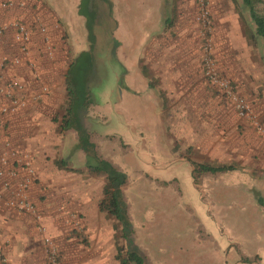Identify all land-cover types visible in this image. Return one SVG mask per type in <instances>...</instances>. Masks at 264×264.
Returning a JSON list of instances; mask_svg holds the SVG:
<instances>
[{"label": "rangeland", "instance_id": "rangeland-1", "mask_svg": "<svg viewBox=\"0 0 264 264\" xmlns=\"http://www.w3.org/2000/svg\"><path fill=\"white\" fill-rule=\"evenodd\" d=\"M162 1L168 21L163 24L162 34L146 45V53L138 62L146 71L152 90L149 88L140 96L133 91L123 93L115 103L116 93L111 90L116 75L123 72L118 65L111 66L106 36L101 34L97 42L96 34L101 29L98 30L95 17L92 38H87L86 29L79 30L84 35V52L90 56L67 52L64 68L70 58L78 55L69 73L70 77L78 75V80L86 85L89 94L87 98L85 94V99L90 102L86 115L94 120L99 114L106 117L105 123L88 119L90 129L97 135H114L113 141L106 138L96 143L99 151L117 163L127 176L122 190L133 241L144 251L149 264H264V206L255 197L264 196L262 40L248 38L253 24L240 0ZM62 6L63 3L56 2L58 9ZM117 7L115 16L130 29L134 46L142 29L155 16L153 4L150 2L144 11L139 6L128 14L120 10V5L114 9ZM258 9L264 12V3ZM75 15L83 18L85 26V14L77 11ZM72 39L79 41L78 37ZM99 46L100 56L96 55ZM135 53L132 50L128 58ZM206 60L217 80H225L227 87H219L207 76ZM130 61L125 63L132 68ZM88 64L92 67L87 68ZM234 96L245 103L244 115L238 114ZM53 99L58 104L46 113L47 119L63 113L65 90L60 89ZM105 100L111 105L105 106ZM27 130L30 135V128ZM52 131L59 148L64 139L60 142V134L55 128ZM128 144L135 156L132 160ZM72 150L65 148L63 157L71 166H83V152L76 149L70 153ZM181 153L184 158L232 164L236 168L217 177L199 178L196 189L190 164L174 161ZM42 154L47 168L54 166L52 160L60 156V151ZM44 197L38 195L40 200ZM60 211L67 218L56 228L57 235L53 232L55 226L51 225L50 231L42 220L44 230L39 231V223L31 218L43 244L44 263V237L54 243L59 264H74L83 255L82 264L101 262L91 257L102 247L99 237L85 230L95 229L103 221L113 230L110 217L104 214V218L85 221L76 212H66L64 208ZM201 224L209 234L199 229ZM114 239L113 230L108 247L115 254ZM116 242L121 244L122 240L118 238ZM234 245L244 255H255L260 261L240 262Z\"/></svg>", "mask_w": 264, "mask_h": 264}, {"label": "crops", "instance_id": "crops-1", "mask_svg": "<svg viewBox=\"0 0 264 264\" xmlns=\"http://www.w3.org/2000/svg\"><path fill=\"white\" fill-rule=\"evenodd\" d=\"M10 1L13 2L12 6L8 8L0 7V27L7 26L8 23L15 20L25 24L30 29L28 55L26 57L21 56L19 64H11L8 60L6 63L0 62V77L3 80L11 78L21 80L30 90H36L40 83L45 84L49 91L39 101L29 102L22 110L5 115L2 118L0 156L2 153H7V166H17L18 163L14 162V158L19 155H25L30 159V163L35 170V176L29 186V196L40 215V221H44L49 230H54L53 232L57 235L56 228H59L61 222L67 218L65 214L61 213V208H64L66 212H76L85 221L93 220L94 218L97 220L99 217L104 218V213L99 212L97 209V202L102 195L103 180L95 177L92 178V176H88L85 172L76 174L72 171L57 168L55 165L45 168L43 163L44 156L42 154L46 151L52 152L56 150V153L60 151V155L63 157L65 148L71 147L72 150L75 141V135L70 136L72 132L68 131L66 132L64 141L59 144L58 148L55 145L56 133L52 131L54 128H51L54 125L46 118V113L57 106L58 103L55 104L53 99L54 94L59 92L60 89H64L65 70L70 61L75 57L74 55L72 59L70 58L64 68L66 53H70L72 50L77 53L85 50V45H83L84 35L82 34L83 32L80 33L79 31L85 29L83 18L75 15L80 0ZM58 1L63 3L62 9L56 7V2ZM108 1L110 2V8L105 6L102 0H97V4L95 2V19L97 18V22L99 23L97 24L100 27L98 30L101 29L100 31H102L101 33L98 31L96 40L98 42L101 34L106 36L104 40L109 45L108 50L110 52L108 57L111 60V66L116 64L120 67L119 70L123 72L120 75H116L111 90L112 93H116V103L123 93L133 91L140 96L143 92L148 91L149 88L152 90L146 79V71L139 67L138 62L141 58L143 59L146 53V45H151L153 38L162 34L161 30L165 26L163 24H166L168 21V13L164 9L165 3L162 0ZM150 2L153 4L152 9H154L155 16L142 29L141 36H139L137 43L133 46L132 33L126 25L122 24L121 19L116 18L115 12L118 10V7L114 8L116 5H120V10L128 14L136 11L139 6H142V10L144 11ZM17 3H22V5H17ZM37 18L39 23L45 28L44 36L47 37V42L52 50L50 57L46 54L45 43L43 42L44 36L39 32L36 23ZM62 36L63 39H60ZM68 37H71L69 39L70 44L67 43ZM72 37H78L79 41L74 42ZM63 41L64 45L62 49L61 43ZM99 49L100 46L96 50V55L100 56ZM132 50L136 51V53L133 57L128 58L129 55H132ZM13 55H19V52L17 43L13 39L12 28L7 26L0 33V61L3 57L10 58ZM27 58L31 59L36 65V70L38 71L37 78H34L26 67L25 60ZM130 60L133 62L130 64L132 68L125 63L126 61L131 62ZM122 76L123 80L120 79ZM104 103L107 106L109 100H105ZM114 112L117 113V111L113 110ZM97 117L98 119L96 118L95 120L91 117L86 119L89 125V129L87 130L93 131L92 128L90 129V120L88 122L90 118L92 122L99 121V119L103 123L106 122V117L100 114ZM28 128L31 130L30 135H28ZM93 135V138L90 137L91 141L96 140L98 142V140L106 138L114 140V135L106 134L107 136H105L97 135L96 133ZM95 145L100 150V146L97 143ZM128 146V155L132 160L135 156L132 154L129 144ZM73 151H70V153ZM99 154L109 159L121 169L111 158L105 156L100 151ZM174 161L188 162L183 157V153L174 158ZM73 167L82 168L81 166ZM40 193L45 195L42 200L38 198ZM31 218L30 215L12 211L3 206L0 201V257L4 259V262L0 264H45L43 260V244H41L38 234L36 235L35 233ZM51 225L55 226L53 230ZM199 229L208 233L202 224ZM85 233L97 235L101 242L102 247L99 248L100 251L91 254L92 260L101 261L97 264H118L114 263V252L108 247L113 234L111 225H107L106 221H103L95 229L87 228ZM83 257L84 255L75 261L74 264H82L81 260ZM259 261L257 260V262ZM262 262L264 263V261ZM92 264H96V262Z\"/></svg>", "mask_w": 264, "mask_h": 264}, {"label": "trees", "instance_id": "trees-1", "mask_svg": "<svg viewBox=\"0 0 264 264\" xmlns=\"http://www.w3.org/2000/svg\"><path fill=\"white\" fill-rule=\"evenodd\" d=\"M102 2L110 8L108 0H102ZM240 3L248 12L250 21L253 24L252 33L249 34L248 38L250 40L254 37L261 38L263 43L262 54L264 56V12L258 9V6L264 3V0H240ZM95 6L94 0H80L78 4L77 11L85 14V29L88 39L92 38ZM81 54L90 56V53L84 51L79 52L78 55ZM90 59L91 57H89L87 62ZM73 62L74 60L70 61L64 74L65 103L63 113L57 118H50L49 121L54 125L55 131L60 134V142L67 134L66 132L74 133L75 143L72 149L82 151L85 156V162L81 166L82 168L73 167L61 155L53 159L52 162L57 168L77 174L85 172L92 178L103 180L102 195L97 202V209L113 220L112 228L114 230V247L116 249L114 254L115 261L118 264H149L144 252L133 241L132 222L128 213V204L124 199L122 190L127 184V176L116 164L99 154L98 146L95 145L96 140H92L93 142L90 140V137H94V132L87 130L89 125L86 120V108L90 102L85 99V94L87 98L89 93L86 90V85H82V80H78V75L70 77L69 69ZM88 67H92V64H88ZM185 159L191 166L192 184L196 189L199 178L217 177L223 172L236 168L232 164H212L195 161L188 157ZM255 197L256 202L264 206V196L256 194ZM118 238L122 240L121 244L116 242ZM234 248L240 262L251 263L257 261L258 258L255 255L246 256L241 253L237 245H234Z\"/></svg>", "mask_w": 264, "mask_h": 264}, {"label": "built area", "instance_id": "built-area-1", "mask_svg": "<svg viewBox=\"0 0 264 264\" xmlns=\"http://www.w3.org/2000/svg\"><path fill=\"white\" fill-rule=\"evenodd\" d=\"M13 5L10 0L0 1V7L8 8ZM22 5V3H17ZM39 32L45 35V28L36 19ZM12 28L13 39L17 43L19 55H13L10 58L3 57L1 63H6L8 60L11 64H19L21 56L26 57L28 55V43L30 38V29L19 21H12L7 24ZM0 27L1 31L7 27ZM43 42L45 43V51L48 57L51 56V47L47 42V37L44 36ZM25 65L34 78L38 77V71L34 62L27 58ZM206 74L212 82L219 87H227L225 80L219 81L214 76L212 68L208 60L205 61ZM49 89L45 84H39L36 90H30L27 86L18 79L11 78L3 80L0 77V133L2 127V118L5 115L13 114L26 107L29 102H36L48 93ZM228 92V90H226ZM235 106L239 115L246 113L247 107L242 99L234 96ZM6 152L0 156V201L3 206L11 209L16 213L30 215L36 220L38 224V230L43 231L44 228L40 224V215L36 209L35 204L29 196V186L35 176V170L30 163V159L25 155H19L14 158V162L18 163L17 166H7ZM44 245L46 252V264H59L57 259V250L54 243L50 238L44 237Z\"/></svg>", "mask_w": 264, "mask_h": 264}]
</instances>
